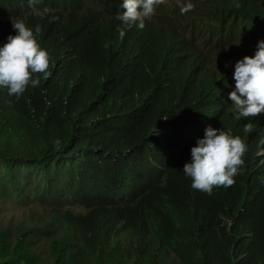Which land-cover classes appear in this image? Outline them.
Segmentation results:
<instances>
[{"label": "trees", "instance_id": "16d2710c", "mask_svg": "<svg viewBox=\"0 0 264 264\" xmlns=\"http://www.w3.org/2000/svg\"><path fill=\"white\" fill-rule=\"evenodd\" d=\"M187 2L141 30L116 18L124 0H39L42 15L0 0V47L12 17L39 25L51 73L19 98L0 87V203L43 209L0 227V264H264V113L239 117L229 98L264 40V0ZM209 126L247 149L211 194L183 171Z\"/></svg>", "mask_w": 264, "mask_h": 264}, {"label": "clouds", "instance_id": "9594fccd", "mask_svg": "<svg viewBox=\"0 0 264 264\" xmlns=\"http://www.w3.org/2000/svg\"><path fill=\"white\" fill-rule=\"evenodd\" d=\"M37 3L39 0H30L33 12L46 14L48 9L40 13L35 8ZM164 3L165 0H124L122 7L126 11L116 18L128 28L136 26L143 30L146 18L155 13V6ZM193 8L189 0L180 6V11L185 14ZM11 19L18 34L10 35L8 42L0 47V87L19 98L30 84L32 87L40 84L39 76L33 78L34 74L42 73L44 79L49 78L50 60L47 50L41 48L36 38L41 27L36 25L34 34L22 19ZM233 78L235 89L229 93V98L238 116L257 117L264 113V40L258 42L254 57L245 56L236 63ZM253 127L251 122L247 123L244 132L250 133ZM246 150L239 136L209 126L204 138L191 149V162L184 165L183 171L192 178L193 189L211 194L214 187H230L235 183L234 177L244 163Z\"/></svg>", "mask_w": 264, "mask_h": 264}, {"label": "rangeland", "instance_id": "374dc122", "mask_svg": "<svg viewBox=\"0 0 264 264\" xmlns=\"http://www.w3.org/2000/svg\"><path fill=\"white\" fill-rule=\"evenodd\" d=\"M173 3V5L177 8L176 3H181L186 0H169ZM201 22L200 20H198ZM196 22L195 19L189 18L188 24H193ZM208 34V35H205ZM208 36V37H206ZM210 36H212L211 32H203L201 37H198L199 44L207 49H211L214 55H218V45H213L212 40H210ZM35 202L26 201L22 202L20 200H16L12 203H0V227L8 226V225H18L21 221H28L30 222V218L33 215L36 220L40 219L42 212V207L40 204L36 203L37 205L33 204Z\"/></svg>", "mask_w": 264, "mask_h": 264}]
</instances>
